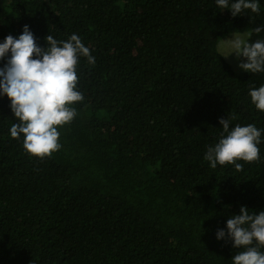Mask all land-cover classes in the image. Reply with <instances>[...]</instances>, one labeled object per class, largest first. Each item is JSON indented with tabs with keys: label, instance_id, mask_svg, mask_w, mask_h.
Instances as JSON below:
<instances>
[{
	"label": "trees",
	"instance_id": "obj_1",
	"mask_svg": "<svg viewBox=\"0 0 264 264\" xmlns=\"http://www.w3.org/2000/svg\"><path fill=\"white\" fill-rule=\"evenodd\" d=\"M258 2L233 17L216 0H0V42L29 25L40 46L76 34L95 58H79L84 100L51 157L11 137L0 95V264H233L217 231L242 206L264 210V111L250 97L264 72H236L217 47L230 32L264 40ZM221 117L261 130L259 161L211 168Z\"/></svg>",
	"mask_w": 264,
	"mask_h": 264
},
{
	"label": "clouds",
	"instance_id": "obj_2",
	"mask_svg": "<svg viewBox=\"0 0 264 264\" xmlns=\"http://www.w3.org/2000/svg\"><path fill=\"white\" fill-rule=\"evenodd\" d=\"M222 10L230 9L233 17L245 12L260 13L258 0H216ZM264 26L255 27L259 34ZM251 36V33L247 34ZM46 47L40 46L29 25H24L22 34H9L0 42V95H6L17 123L12 124L10 135L14 139L23 137L24 150L33 157H51L62 147L58 130L69 125L77 116L74 104L84 100L77 90L79 58L86 57L95 63L88 47L81 38L72 34L67 41H57L46 36ZM220 56L230 57L235 53L241 59L239 67L253 74L264 72V40L250 42L236 32L233 37L223 38L217 47ZM252 103L264 111V85L250 91ZM231 119L220 118L223 132L219 142L209 146L204 156L211 168L217 164L234 165L236 171L243 164L260 160L261 130L254 124L230 128ZM217 239L233 242L239 251L232 257L233 264H264V210L250 212L242 206L240 214L227 220V230L219 229Z\"/></svg>",
	"mask_w": 264,
	"mask_h": 264
},
{
	"label": "rangeland",
	"instance_id": "obj_3",
	"mask_svg": "<svg viewBox=\"0 0 264 264\" xmlns=\"http://www.w3.org/2000/svg\"><path fill=\"white\" fill-rule=\"evenodd\" d=\"M235 32H230L228 35L224 36L223 38H230L233 37ZM238 35L241 36V38L246 39L248 37V31H243V32H236ZM222 38V39H223ZM221 39V40H222ZM221 40L219 41L218 45L220 44ZM228 61L232 64L234 70L238 73L242 72L243 69L239 67L240 64V59L236 57L235 53H233L230 57H227Z\"/></svg>",
	"mask_w": 264,
	"mask_h": 264
}]
</instances>
